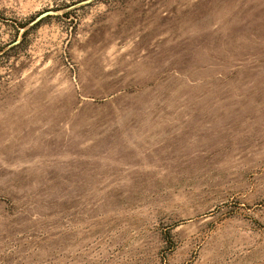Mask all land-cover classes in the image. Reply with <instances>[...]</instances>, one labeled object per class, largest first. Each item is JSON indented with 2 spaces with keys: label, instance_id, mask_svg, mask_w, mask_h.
Returning a JSON list of instances; mask_svg holds the SVG:
<instances>
[{
  "label": "rangeland",
  "instance_id": "374dc122",
  "mask_svg": "<svg viewBox=\"0 0 264 264\" xmlns=\"http://www.w3.org/2000/svg\"><path fill=\"white\" fill-rule=\"evenodd\" d=\"M0 264H264V0H0Z\"/></svg>",
  "mask_w": 264,
  "mask_h": 264
},
{
  "label": "water",
  "instance_id": "95a60500",
  "mask_svg": "<svg viewBox=\"0 0 264 264\" xmlns=\"http://www.w3.org/2000/svg\"><path fill=\"white\" fill-rule=\"evenodd\" d=\"M50 14H51L50 11H47V12L42 13L41 15L38 16L37 21L42 20L43 18L49 16Z\"/></svg>",
  "mask_w": 264,
  "mask_h": 264
}]
</instances>
